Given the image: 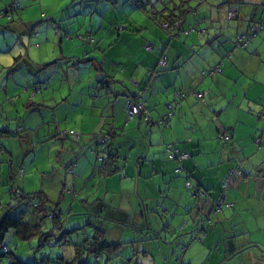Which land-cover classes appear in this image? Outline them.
I'll use <instances>...</instances> for the list:
<instances>
[{
    "label": "clouds",
    "instance_id": "9594fccd",
    "mask_svg": "<svg viewBox=\"0 0 264 264\" xmlns=\"http://www.w3.org/2000/svg\"><path fill=\"white\" fill-rule=\"evenodd\" d=\"M0 264H264V0H0Z\"/></svg>",
    "mask_w": 264,
    "mask_h": 264
}]
</instances>
